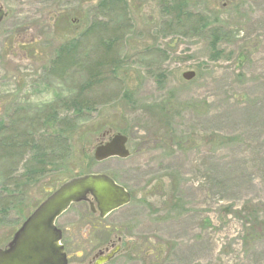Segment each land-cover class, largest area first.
Masks as SVG:
<instances>
[{"label": "rangeland", "instance_id": "rangeland-1", "mask_svg": "<svg viewBox=\"0 0 264 264\" xmlns=\"http://www.w3.org/2000/svg\"><path fill=\"white\" fill-rule=\"evenodd\" d=\"M183 1L205 26L172 24L173 0H0V248L63 181L105 173L131 199L104 218L86 202L57 218L68 264H92L110 242L119 249L103 264H264V0ZM114 30L113 63L85 92L92 110L55 146L59 126L42 118H70L63 106L86 79L75 65L50 72L57 49L78 38L88 66L96 35ZM21 133L47 146L41 176L28 139L8 147ZM115 133L129 156L95 161Z\"/></svg>", "mask_w": 264, "mask_h": 264}, {"label": "water", "instance_id": "water-1", "mask_svg": "<svg viewBox=\"0 0 264 264\" xmlns=\"http://www.w3.org/2000/svg\"><path fill=\"white\" fill-rule=\"evenodd\" d=\"M4 15L0 7V21ZM194 75L193 71L182 73L185 80H190ZM127 140L128 137L121 133L110 135L107 141L94 146L93 159L101 161L113 156L126 158L129 156ZM129 200V192L105 173L73 176L49 193L24 219L7 245L0 248V264H67L66 254L60 244L61 230L55 226L56 218L71 204L81 201H87L90 210H97L99 217L103 218ZM118 249L116 246L94 264L107 262Z\"/></svg>", "mask_w": 264, "mask_h": 264}, {"label": "trees", "instance_id": "trees-1", "mask_svg": "<svg viewBox=\"0 0 264 264\" xmlns=\"http://www.w3.org/2000/svg\"><path fill=\"white\" fill-rule=\"evenodd\" d=\"M113 1H120V0H100V6H104L106 4L111 5ZM162 12L165 16H168L170 18V22L178 24V22L182 20H188L193 18H196L198 22H202V25L205 26L206 22L204 21L203 17L200 15H194L193 13L187 11L186 4L183 0H173V2L170 4L164 5ZM103 31V30H102ZM89 32H92L89 28L85 32V36L88 35ZM117 31L114 30L112 32H109L106 37H98L96 35L97 40V46L100 48V54L99 58L96 61H93L88 66L84 65L86 61V56L84 54H81L80 49L82 41L76 39H69L66 43L61 45L56 53L54 58L52 59V62L50 64V72L53 74L56 73V75H61L64 73L70 66L75 65L76 67H81L86 75V79L84 80L83 84L80 86V88L76 91V94L74 97L70 100H67L64 107L65 111H69L72 115L71 117H63L62 119H59V116L56 111H53L52 113H49V115H46L42 118L43 124L51 123L55 124L56 126H59V129L56 131L54 129H51L49 132V136L53 139V143L55 146H61V143L63 142V133L65 129L62 128V125L67 127L66 130L72 131L75 127H77V123L82 118V116L85 114V112H89L92 110V100L88 99L85 96V92L89 89H91L93 86L97 85L101 81V77L104 74V70L108 68L113 63V42H115L117 38ZM90 34V33H89ZM219 38L214 35L212 37L211 46L214 49L213 54H215L216 46L218 43ZM85 66V67H84ZM57 75V76H58ZM59 123V124H56ZM54 125V127H55ZM42 135H39L37 137V140L41 138ZM16 137V136H15ZM13 137L14 141L8 142V147L10 148H17L21 147L22 145L27 142L26 140L30 141L29 148L30 150H33L34 154L30 158L32 162L35 164L40 165L39 170L34 171L35 174H39V176L43 175L44 170L42 169L43 166L49 165L50 162L47 160L48 156L50 154L47 152L44 144H41L40 141H35L33 143V139L29 136H25L24 134H20L17 138H20V142ZM48 142V141H45ZM17 143V146H16ZM6 146V147H7ZM47 147V146H46ZM47 152V154H46ZM26 176V175H22ZM34 178V176H29L27 179H25L26 182H31V180ZM37 206V204H36ZM30 213V212H29ZM28 213V214H29ZM27 214V215H28ZM91 214V213H90ZM26 215V216H27ZM25 216V217H26ZM62 243L67 251L65 237L62 236ZM68 253V252H67Z\"/></svg>", "mask_w": 264, "mask_h": 264}, {"label": "flooded vegetation", "instance_id": "flooded-vegetation-1", "mask_svg": "<svg viewBox=\"0 0 264 264\" xmlns=\"http://www.w3.org/2000/svg\"><path fill=\"white\" fill-rule=\"evenodd\" d=\"M1 7V6H0ZM3 10H4V8L3 7H1ZM4 12H5V15H6V11L4 10ZM28 42H26V43H22V45H25V44H27ZM25 54H27V47L25 46V48L22 50ZM26 56V55H25ZM52 62V61H51ZM118 241H120V238H118L117 239ZM113 243L114 242H110L109 243V247H107V248H105L104 250H98L94 255H93V257H92V264H94V261L99 257V256H101V255H105L108 251H110L112 248H110V246H112L113 245ZM68 254H67V262H68Z\"/></svg>", "mask_w": 264, "mask_h": 264}, {"label": "clouds", "instance_id": "clouds-1", "mask_svg": "<svg viewBox=\"0 0 264 264\" xmlns=\"http://www.w3.org/2000/svg\"><path fill=\"white\" fill-rule=\"evenodd\" d=\"M53 99H54V96H52V95H48V96L45 97V100L47 102H51Z\"/></svg>", "mask_w": 264, "mask_h": 264}]
</instances>
